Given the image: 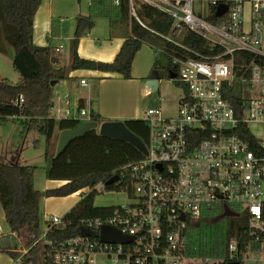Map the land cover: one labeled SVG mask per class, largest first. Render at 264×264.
<instances>
[{
	"label": "built area",
	"instance_id": "built-area-1",
	"mask_svg": "<svg viewBox=\"0 0 264 264\" xmlns=\"http://www.w3.org/2000/svg\"><path fill=\"white\" fill-rule=\"evenodd\" d=\"M129 1L173 18L166 39L173 41L188 29L201 35L210 50L196 52L174 41L194 55L173 58L180 65L177 114L165 117L159 97L142 117L149 127L147 153L112 172L109 177L119 176L112 185L100 182L78 191L89 190L83 198L106 191L124 195L127 201L75 222L47 214L39 237L28 247L18 246L15 262L38 246V264H264L263 2H253L251 27L245 30L243 0ZM221 3L228 5L227 18L216 25L208 20L209 8ZM239 50L254 54L247 74L237 73ZM170 80L176 85V79ZM232 88L239 95V115L226 97ZM23 102V95L13 101L19 107ZM92 114L65 94L63 100L53 101L50 117L81 124L95 120ZM252 124L262 125V136L253 134ZM225 207L238 215H224ZM240 217L242 229L234 234L228 219ZM105 226L133 239L105 241ZM53 228L66 233L52 237Z\"/></svg>",
	"mask_w": 264,
	"mask_h": 264
},
{
	"label": "trees",
	"instance_id": "trees-1",
	"mask_svg": "<svg viewBox=\"0 0 264 264\" xmlns=\"http://www.w3.org/2000/svg\"><path fill=\"white\" fill-rule=\"evenodd\" d=\"M42 0H0V52L6 53L10 46L13 49V65L20 73L21 80L17 84L8 82L0 76V118L11 115H21L29 118L28 129L37 127L47 135L48 147L52 141L53 133L57 128L76 129L80 122L75 119L56 121L50 117L55 97L56 84L68 78L73 69L88 68L103 71H115L124 78L132 77V62L136 52L144 41L161 48L164 62L156 57L150 77L158 79H176L180 65L173 61L174 57L186 59L194 55L186 51L175 42L186 46L196 52H209L210 45L199 34L184 29L173 41L166 39L172 34L173 18L150 5L135 6L136 15L132 14L129 0H99L102 4L101 13L110 17L111 26L121 23L128 29L120 51L112 62H102L82 58L78 55L77 47L80 38L90 30L93 25V16L80 15L77 17L74 37L71 40L70 64L58 67L52 61L55 49L51 46H36L33 43V19ZM246 1V0H243ZM248 1V0H247ZM216 6L210 7L208 20L221 25L227 15H215ZM138 17V18H137ZM140 19L146 27H144ZM175 41V42H174ZM160 55V54H159ZM254 54L249 51L235 52V63L238 75L248 73L249 62L254 60ZM242 64H246L242 68ZM56 80V84L52 82ZM23 95L24 102L19 107L13 101ZM226 97L231 102L236 114H240L239 95L235 89H229ZM92 116L98 122L105 119L98 113ZM127 128L140 137L144 143L148 141L149 127L142 119L124 120ZM143 157V153L131 143L107 136H102L96 129L89 130L83 135L75 137L59 154H53L47 177L63 183L45 191L47 196H67L77 193L83 188L94 187L100 182H106L110 174L121 166ZM34 170L32 165L0 162V203L5 213L11 232L16 236H0V252L9 254L16 259L20 254L16 250L19 245L30 246L41 233L40 203L42 193L35 188ZM109 177V178H108ZM111 186H106L110 189ZM98 193L93 191L72 208L64 218L75 222L81 217H96L111 211L110 208L96 207L94 198ZM232 224V233L239 234L242 226L239 224L243 218H229ZM237 224V225H234ZM72 231V227L68 231ZM69 231V232H70ZM66 233L58 228L50 232L52 237L64 236ZM39 247L35 246L25 254L20 264H38Z\"/></svg>",
	"mask_w": 264,
	"mask_h": 264
},
{
	"label": "crops",
	"instance_id": "crops-1",
	"mask_svg": "<svg viewBox=\"0 0 264 264\" xmlns=\"http://www.w3.org/2000/svg\"><path fill=\"white\" fill-rule=\"evenodd\" d=\"M98 1L99 0H42L33 19V43L36 46L53 47L55 49L54 53L56 58H58L57 53L65 46L63 44L65 41H68L71 46L77 17L80 15L89 16L90 14H95L93 16V27L79 40L77 47L78 55L90 60L112 62L128 35V29L121 23L112 27L110 17L101 13V7H103V5H94V2L98 3ZM113 1L115 2V0ZM254 1L255 0H246L243 3L242 26L245 30H249L251 27L252 5ZM261 1L264 4V0ZM140 4L144 3L137 1L134 3V6H131L133 15L137 16L135 6H139ZM197 5H199V3ZM138 20L141 24L143 23L140 19ZM246 24L247 26H245ZM160 53L161 48L157 45H153L149 41H144L134 56L132 62V77L128 79L115 71L88 68L73 69L70 71L68 78L56 84L54 101L57 102L58 98L63 100L64 95L69 94L70 101L73 105L89 108L93 113L100 114L105 120H127L142 118L146 110L145 104L148 98H150L149 101H147L148 105L151 106L157 104L158 98L162 97L161 106L165 104V108L163 109L165 110L164 114H172V116H175L178 110V100L173 99L174 107L173 111H171V108L166 105L169 104L170 97L157 93L160 89V81L165 79H158L159 89L157 92H152L151 89L145 85L146 79L155 78L150 77V72L154 66L156 57H158ZM2 55H8L9 59L13 62V49L10 46L7 48L6 53L0 52V56ZM57 63L56 65H58ZM69 64L70 59L69 63L65 66ZM81 80H85L86 85L81 84ZM100 123L101 122H99V124ZM59 132L60 131L56 128L53 133L52 141L57 139L58 143ZM51 181L63 183L58 180ZM40 212L41 222L43 221V224L47 214H54L41 209V203ZM3 235L16 236L11 232L0 203V236ZM11 259L13 258L11 257Z\"/></svg>",
	"mask_w": 264,
	"mask_h": 264
},
{
	"label": "rangeland",
	"instance_id": "rangeland-1",
	"mask_svg": "<svg viewBox=\"0 0 264 264\" xmlns=\"http://www.w3.org/2000/svg\"><path fill=\"white\" fill-rule=\"evenodd\" d=\"M247 26V24L245 25ZM245 29V28H244ZM176 36V35H175ZM179 35L176 37L178 38ZM65 46L57 53L59 58L57 66H65L69 63L71 46L68 41L63 43ZM0 76L5 78L12 84H17L21 80L20 73L15 69L13 62L9 59L8 55L0 56ZM159 61L164 62V55L160 53ZM161 95H165L169 98V104H166L173 111L174 102L173 99H177L180 96V90L170 80H161L160 89L157 92ZM157 95V94H156ZM247 96L251 93L246 92ZM150 98L146 100L145 109H147ZM164 109L165 104L162 106ZM165 110H163V113ZM144 115H142L143 117ZM165 117H173L172 114H164ZM29 124V118H0V162L2 163H18L20 165H32L34 170V185L39 190L41 195V209L64 216L72 208H74L82 198L89 192L88 189L83 192H77L69 194L67 196H47L45 191L48 188H53L61 185L56 181H51L47 177V168L51 162L53 154L56 152L57 139L51 141L49 144L50 150L47 153L48 141L47 135L44 131L37 127L31 129L27 128ZM98 130V129H97ZM251 131L256 136L263 135V127L261 124H252ZM124 195H118L115 193H98L94 198V205L96 207L110 208L117 203H125ZM42 223V228L45 224ZM41 228V229H42ZM0 264H20L15 262V259H11V256L7 253L0 252Z\"/></svg>",
	"mask_w": 264,
	"mask_h": 264
},
{
	"label": "water",
	"instance_id": "water-1",
	"mask_svg": "<svg viewBox=\"0 0 264 264\" xmlns=\"http://www.w3.org/2000/svg\"><path fill=\"white\" fill-rule=\"evenodd\" d=\"M227 11H228V6L224 3H221L216 7L215 15L221 17ZM52 61L57 63L58 58L53 57ZM56 83H57L56 80H54L52 82V85H55ZM145 85L148 86L152 92H157L159 89V80L158 78L146 79ZM92 129H98L99 134L102 136H107V137L127 141L132 145H134L135 147H137L142 153H147V149L144 141L127 128L124 120H104L100 124L98 123V121L93 120V121H85L81 123L76 129L61 130L59 132L55 155H59L68 146V144L72 139L81 136L85 132ZM118 179H119L118 175H113L105 182V184L112 185ZM223 214L227 216L238 215L237 213L231 211L228 207H225V211ZM81 230L82 232H87V230L84 228H81ZM110 234L113 235L112 239L108 238ZM102 239L105 241L128 242L133 238L121 235L116 229L105 226L102 228Z\"/></svg>",
	"mask_w": 264,
	"mask_h": 264
}]
</instances>
